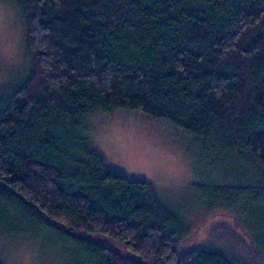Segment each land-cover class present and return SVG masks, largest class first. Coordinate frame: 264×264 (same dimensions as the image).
Returning <instances> with one entry per match:
<instances>
[{"label":"trees","instance_id":"trees-1","mask_svg":"<svg viewBox=\"0 0 264 264\" xmlns=\"http://www.w3.org/2000/svg\"><path fill=\"white\" fill-rule=\"evenodd\" d=\"M13 1L29 67L0 96V232L54 236L77 264H252L109 170L88 118L125 110L200 140L206 205L238 216L264 197V0ZM240 240L264 257V237Z\"/></svg>","mask_w":264,"mask_h":264},{"label":"rangeland","instance_id":"rangeland-1","mask_svg":"<svg viewBox=\"0 0 264 264\" xmlns=\"http://www.w3.org/2000/svg\"><path fill=\"white\" fill-rule=\"evenodd\" d=\"M28 67L22 11L13 0H0V96L22 82ZM88 125L89 137L104 154L109 170L149 180L160 198L189 226L203 223L197 242L211 243L246 262L261 264L259 258L264 257L256 256L240 239L250 241V235L264 237V197L239 200L234 206L238 216L216 210L214 205L208 208L206 202L212 196L213 184L205 176L211 168L216 169L217 163L204 157L200 140L168 122L151 121L125 110L94 112ZM0 240L4 264H11L10 249L25 241L38 242L41 264H77L72 253L61 247L54 236L0 232ZM113 244L121 246L119 242Z\"/></svg>","mask_w":264,"mask_h":264},{"label":"clouds","instance_id":"clouds-1","mask_svg":"<svg viewBox=\"0 0 264 264\" xmlns=\"http://www.w3.org/2000/svg\"><path fill=\"white\" fill-rule=\"evenodd\" d=\"M0 243H3L0 240ZM11 264H41L37 241H25L10 249Z\"/></svg>","mask_w":264,"mask_h":264}]
</instances>
